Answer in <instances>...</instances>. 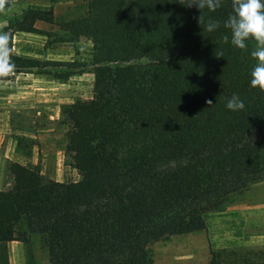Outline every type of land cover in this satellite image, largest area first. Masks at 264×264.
<instances>
[{
	"label": "trees",
	"instance_id": "16d2710c",
	"mask_svg": "<svg viewBox=\"0 0 264 264\" xmlns=\"http://www.w3.org/2000/svg\"><path fill=\"white\" fill-rule=\"evenodd\" d=\"M231 12V0L215 12L181 0H86L71 18L25 8L8 20L9 35L41 33L40 22L59 31L58 42L88 39L92 97L59 114L77 180L10 165L0 190V264L10 241L22 245L25 264H37L35 244L45 264H152L154 242L204 230V213L264 180V93L251 87V42L235 48L224 27ZM201 15L220 28L204 31ZM12 60L17 70L76 68ZM233 94L243 111L227 109ZM205 264H264V251L210 250Z\"/></svg>",
	"mask_w": 264,
	"mask_h": 264
},
{
	"label": "rangeland",
	"instance_id": "374dc122",
	"mask_svg": "<svg viewBox=\"0 0 264 264\" xmlns=\"http://www.w3.org/2000/svg\"><path fill=\"white\" fill-rule=\"evenodd\" d=\"M85 1L11 0V11L0 15V21L6 20L8 24L9 19L25 8L51 10L56 20L67 19L80 15ZM35 27L41 33L10 35L12 55L40 63H72L76 68L16 69L7 83L0 84V139L2 143L8 139L14 142V163L35 165L44 180L75 181L78 175L71 167V155L65 152L68 126L59 114L61 107L92 97L91 43L83 37L70 43L58 42L59 31L54 26L37 22ZM251 47L255 48L254 42ZM64 74L69 77L60 80ZM10 171L8 167L4 170V181H11ZM8 187L4 184L1 189ZM202 219V231L154 242L150 246L152 261L155 257V264H205L210 250L241 248L263 252L264 180L231 196L222 209L208 211ZM33 253L37 264L46 262L45 253L36 244ZM183 255L192 259L180 262L174 258ZM167 256H171V262Z\"/></svg>",
	"mask_w": 264,
	"mask_h": 264
},
{
	"label": "clouds",
	"instance_id": "9594fccd",
	"mask_svg": "<svg viewBox=\"0 0 264 264\" xmlns=\"http://www.w3.org/2000/svg\"><path fill=\"white\" fill-rule=\"evenodd\" d=\"M223 0H181L186 7H196L198 10L208 9L215 12L222 6ZM232 12L224 22V27L231 32V44L242 51H247L249 42H254L255 48L251 56L256 63L250 72L251 87L264 93V0H231ZM11 11V0H0V15H7ZM198 23L203 25L204 31L213 33L220 28V22L209 18L205 21L201 15ZM7 21H0V84L7 83L8 78L15 75L16 65L12 60V37L5 31ZM223 42L228 43L229 37L223 36ZM217 57H223V52H217ZM212 105V101H206ZM226 107L232 112L245 109V103L238 94H233L227 101Z\"/></svg>",
	"mask_w": 264,
	"mask_h": 264
},
{
	"label": "crops",
	"instance_id": "0c3cea01",
	"mask_svg": "<svg viewBox=\"0 0 264 264\" xmlns=\"http://www.w3.org/2000/svg\"><path fill=\"white\" fill-rule=\"evenodd\" d=\"M2 132L0 131V135ZM16 155L15 144L11 139L6 140L4 143L1 142L0 139V190L2 185L8 186L10 181H4V170L8 167L10 169V165L16 162L14 156ZM34 161H32V164ZM11 172V171H10ZM155 254V253H154ZM6 255H7V263L8 264H25V257L23 254V247L17 241H10L6 243ZM188 255H183L181 257H174L175 260L180 262H185L187 259H192L191 257L187 258ZM168 261H172L171 256H167ZM174 261V260H173ZM156 260L153 257L152 264H155ZM45 264V263H42ZM169 264V262H168Z\"/></svg>",
	"mask_w": 264,
	"mask_h": 264
}]
</instances>
